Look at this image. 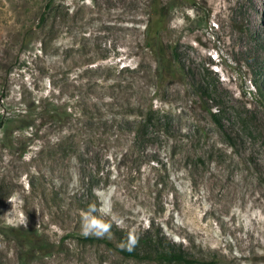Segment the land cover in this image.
<instances>
[{"label": "rangeland", "instance_id": "rangeland-1", "mask_svg": "<svg viewBox=\"0 0 264 264\" xmlns=\"http://www.w3.org/2000/svg\"><path fill=\"white\" fill-rule=\"evenodd\" d=\"M29 1L0 0V230L36 227L51 249L24 260L12 238L0 235V264H154L76 240V163L47 150L37 158L45 136L56 131L29 145V103L67 95L49 85L63 59L72 74L87 62L102 68L96 78L131 81L133 102L173 121L168 140L136 147L140 154L129 161L87 163L102 170L95 193L114 190L113 211L123 224L113 225L131 233L153 227L220 264H264V100L258 92L264 97V0H194L195 9L177 0L161 33L179 67L169 81L154 77L145 47L149 0H60L63 10L45 30L60 49L48 54H39L29 35V17L33 23L39 12ZM199 84L213 97L207 106L219 115L221 130L200 110ZM87 150L93 156L96 148ZM57 191L62 195L55 197Z\"/></svg>", "mask_w": 264, "mask_h": 264}, {"label": "trees", "instance_id": "trees-1", "mask_svg": "<svg viewBox=\"0 0 264 264\" xmlns=\"http://www.w3.org/2000/svg\"><path fill=\"white\" fill-rule=\"evenodd\" d=\"M176 1L149 0V11L145 13L148 17L144 25L145 47L152 55L153 75L160 81L171 80L179 70L176 51L161 40V33ZM185 1L193 9L196 8L194 0ZM29 6L39 11L36 22L31 23L29 17V35L36 39V45H39L35 50L39 54L57 52L60 48L53 46V43L46 39L45 30L49 23L53 27L52 21H55L61 9L63 10V4L60 0H30ZM236 30L243 32L240 28ZM72 51L75 52L74 49ZM91 65L92 63L87 62L80 65L81 67L75 65L76 72L72 74L69 65L63 59L57 66L56 81H49V85L58 94L67 95L63 99L46 101L38 106L29 103V145L41 141L46 131L57 132V136L51 137L48 134L45 136V140L39 145L37 158L43 156L47 150V154L53 158L59 157L58 159L62 161L74 160L76 163L80 177L78 185L80 199L75 203L76 210L80 213L79 219L89 204L97 202L95 191L103 186L102 170L96 164L93 167L88 166L89 161H97L98 164L101 157H107L111 161L117 158L129 161L134 155L140 154L135 152L136 147L144 149L154 143L156 137L168 140L172 136L173 128L172 119L163 111L153 109L151 106L144 107L140 102H133L132 98L137 89L131 81L109 82L106 78H96L98 70L102 68L100 66L88 68ZM107 68H110L107 70L109 73L116 72L115 67L105 66V69ZM258 92L264 100L260 89ZM197 93L201 112L209 117L216 129L221 130L223 125L219 115L207 106V101L213 100L212 95L207 94L208 88L199 84ZM90 146L96 148L93 156L87 150ZM113 146L120 149L112 150L110 153L109 149ZM201 159L198 157L196 160L202 162ZM34 174L36 175L32 177L35 180L41 176L38 170H35ZM33 185L29 184L34 188ZM54 194L55 197L58 194L62 195L60 191ZM5 234L12 238L19 249L20 258L24 260L46 256L51 249L46 236L36 227H5L0 230V235ZM74 237L79 242L102 245L123 258L134 261L154 264L221 263L216 256L193 255L181 245L168 240L163 234L155 232L150 226L142 232L131 233L113 225L110 237L85 238L81 234ZM130 237H136L137 240L131 250L121 247Z\"/></svg>", "mask_w": 264, "mask_h": 264}, {"label": "clouds", "instance_id": "clouds-1", "mask_svg": "<svg viewBox=\"0 0 264 264\" xmlns=\"http://www.w3.org/2000/svg\"><path fill=\"white\" fill-rule=\"evenodd\" d=\"M113 191V189L98 191L97 202L89 204L87 209L82 211L80 230L83 237H110L113 224L117 226L123 224V218L113 211ZM136 242V237H130L121 247L131 250Z\"/></svg>", "mask_w": 264, "mask_h": 264}]
</instances>
